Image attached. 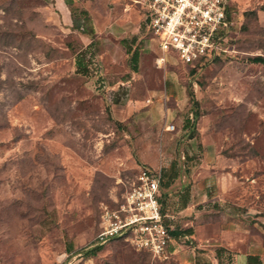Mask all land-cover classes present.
Instances as JSON below:
<instances>
[{"label":"rangeland","instance_id":"374dc122","mask_svg":"<svg viewBox=\"0 0 264 264\" xmlns=\"http://www.w3.org/2000/svg\"><path fill=\"white\" fill-rule=\"evenodd\" d=\"M144 1L0 0V264H181L122 239L85 252L102 205L144 168L160 174L164 213L186 191L205 209L196 250H264V63L250 60L264 57V0H228L231 50L195 70L172 51L156 61Z\"/></svg>","mask_w":264,"mask_h":264},{"label":"built area","instance_id":"2783aa9c","mask_svg":"<svg viewBox=\"0 0 264 264\" xmlns=\"http://www.w3.org/2000/svg\"><path fill=\"white\" fill-rule=\"evenodd\" d=\"M229 7L228 0H145L143 21L158 49L156 61H166L169 51L192 65L226 56L233 23ZM160 180V174L141 169L116 205L103 204L93 246L122 239L154 257L168 256L174 236L163 212Z\"/></svg>","mask_w":264,"mask_h":264},{"label":"crops","instance_id":"0c3cea01","mask_svg":"<svg viewBox=\"0 0 264 264\" xmlns=\"http://www.w3.org/2000/svg\"><path fill=\"white\" fill-rule=\"evenodd\" d=\"M193 174V173H192ZM194 178V177H193ZM195 180V179H194ZM197 184V183H196ZM195 184V185H196ZM174 211L166 213L169 217L175 218L170 219L169 224L172 228L185 229L187 231L175 236L170 245L171 252L181 264H225L223 256L216 255V248L222 246L225 248L224 251L228 254L229 264H248V255H254L257 257V260H251V264H264V250L263 246L254 241L234 243L231 242H220L214 243V248H211L210 251L196 250L199 247L198 244H203L201 240L200 230L205 225H211V222L206 221L205 217L202 215L205 209L195 206V203L187 201V191L184 195V198H181L178 202L175 203ZM178 214H188L186 218L178 217ZM167 219V218H166ZM167 222V221H166ZM180 224V225H179ZM238 227V228H237ZM214 230L218 231L217 229ZM221 231L225 232H236L239 229V226L234 224V221L229 222L228 224L222 225ZM180 238H198L199 242L196 243L191 249L187 250L184 248V245L179 242Z\"/></svg>","mask_w":264,"mask_h":264},{"label":"trees","instance_id":"16d2710c","mask_svg":"<svg viewBox=\"0 0 264 264\" xmlns=\"http://www.w3.org/2000/svg\"><path fill=\"white\" fill-rule=\"evenodd\" d=\"M72 24L75 28H79V29H84V23H85V18L84 17H76V16H72ZM93 32L92 29L89 30V33ZM86 49H83V51L81 53H79L80 55H78L77 57V69H80L82 66L84 68L85 71L88 70V66L86 63H84V58L86 56ZM227 57V56H226ZM130 58H131V62H132V68L134 70L137 69V62H138V51L137 49H133L131 50V55H130ZM220 58L219 57H216L213 61L215 60H219ZM250 60L251 61H254V62H261V63H264V57L261 56V55H254L252 57H250ZM186 64L190 70H195L197 69L198 67H201L203 65H205L206 63H196L194 65L192 64H189V63H184ZM194 119H191V117H186V120L184 121L183 123V126L187 127L190 125V123L193 121ZM188 228H185V229H177V228H171L170 229V233L172 236H178L179 234L187 231ZM102 247V244L101 245H94L92 247H90L89 249H87L85 252L86 254L88 255H93L95 254L99 249H101ZM225 250L224 247L222 246H219L216 248V255L219 257L221 251ZM145 251V250H144ZM149 253V252H148ZM251 260H257V257L254 256V255H248V264H251Z\"/></svg>","mask_w":264,"mask_h":264}]
</instances>
